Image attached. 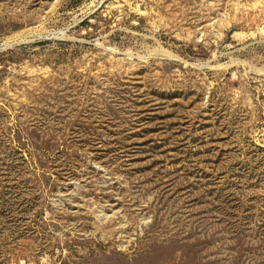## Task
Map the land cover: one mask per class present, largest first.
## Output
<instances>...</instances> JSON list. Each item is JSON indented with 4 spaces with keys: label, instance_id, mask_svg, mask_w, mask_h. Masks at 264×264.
<instances>
[{
    "label": "rangeland",
    "instance_id": "obj_1",
    "mask_svg": "<svg viewBox=\"0 0 264 264\" xmlns=\"http://www.w3.org/2000/svg\"><path fill=\"white\" fill-rule=\"evenodd\" d=\"M0 264H264V0H0Z\"/></svg>",
    "mask_w": 264,
    "mask_h": 264
}]
</instances>
